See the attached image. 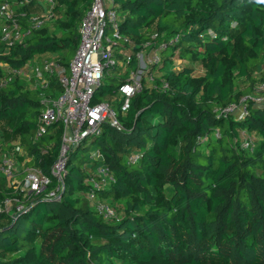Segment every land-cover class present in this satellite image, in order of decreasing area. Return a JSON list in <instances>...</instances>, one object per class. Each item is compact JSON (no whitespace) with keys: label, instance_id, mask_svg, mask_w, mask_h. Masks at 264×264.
<instances>
[{"label":"trees","instance_id":"obj_1","mask_svg":"<svg viewBox=\"0 0 264 264\" xmlns=\"http://www.w3.org/2000/svg\"><path fill=\"white\" fill-rule=\"evenodd\" d=\"M112 1L123 52L165 44L160 65L147 72L151 81L142 78L126 112L116 92L127 75L125 69L117 72L118 64L104 73L109 84L95 93L94 101L111 102L123 128L103 124L93 140L114 182L88 199L87 179L98 162L78 155L86 151L84 141L68 154L60 201L12 193L0 176V208L14 199L8 212L0 210V264H264V101L247 100L244 116L216 112L252 97L264 83V72L259 79L252 76L264 64V5ZM91 2L53 0L52 19L11 46L0 32V145L3 138L17 137L26 166L43 173L57 158L62 126L54 123L35 139L45 108L42 92L11 71L34 57L56 59L67 68ZM14 3L22 28L36 14L33 8L43 11L40 0ZM2 24L0 19V31ZM174 57L199 62L203 74L193 76L190 67L174 70ZM135 65L133 58L130 68ZM60 92L51 78L44 95ZM243 141L251 142L252 151ZM132 155L139 156L134 163L128 161ZM96 201L107 204L114 217L99 214Z\"/></svg>","mask_w":264,"mask_h":264},{"label":"built area","instance_id":"obj_2","mask_svg":"<svg viewBox=\"0 0 264 264\" xmlns=\"http://www.w3.org/2000/svg\"><path fill=\"white\" fill-rule=\"evenodd\" d=\"M40 1L42 14L33 15L28 28H22L18 23L22 14L17 13L12 7V0H0V19L3 21L0 32L3 42L11 46L52 19L53 0ZM156 36L153 34L151 38L154 39ZM123 41L125 39L119 33V14L113 8V1L92 0L81 19L78 44L67 68L59 60L50 59L11 71V77H21L27 82H33L42 92L41 101L45 108L39 116L35 139L41 138L47 128L54 123L62 126L60 148L49 172L43 173L36 167H27L22 171V179L18 187L23 196L34 195L45 200L60 201L68 154L72 147H76L82 141L97 138L103 124L117 131L123 130L111 102L94 101L95 93L102 86L104 73L117 64L115 59L123 62L125 70L130 69L125 81L118 86L116 92L120 99V111L124 113L129 108L130 98L141 91L142 75L146 67L160 65L159 52L165 47V44H160L155 49H149L150 43H146L142 50L132 55L128 51L121 50ZM145 49H149L147 55ZM118 56L121 58H117ZM133 58L136 65L130 68ZM51 78H55L61 87V92L54 98L44 95L49 88ZM148 78L151 81V75L148 74ZM163 87L165 88L166 85ZM259 89L264 90V83L259 85ZM247 100L253 104H261L264 101L260 96H246L236 105L217 110V115L244 116L247 114ZM250 145V141L242 143L244 149L248 148L252 151ZM138 158V155H132L128 161L134 163ZM89 159L98 162L94 172L87 179L90 186L87 197L90 201H94L95 192L113 183L114 179L109 168L102 163L103 158L98 150H94L89 155ZM0 176L8 183H13L17 177L15 159L9 153L0 157ZM12 201L14 199H6L0 210L8 212L12 208ZM94 208L106 219L114 217L113 210L105 203L96 201ZM15 209L20 211L23 206L18 204Z\"/></svg>","mask_w":264,"mask_h":264},{"label":"rangeland","instance_id":"obj_3","mask_svg":"<svg viewBox=\"0 0 264 264\" xmlns=\"http://www.w3.org/2000/svg\"><path fill=\"white\" fill-rule=\"evenodd\" d=\"M14 1L15 0H12V7L14 8ZM32 12L36 13V15H41L42 12H41V8H39L38 6L33 8L32 9ZM148 50L149 49H145V55L148 54ZM161 57L163 56V54H160ZM44 58H36L34 57V59L32 61H30L27 65H34L36 63H38V60H42ZM72 59V58H71ZM116 62H117V72H120L122 73V71L125 69L124 66L122 65L123 62H121L120 59H115ZM40 62V61H39ZM184 67H190L192 70H193V76L195 77H198V76H201L203 74V68L201 66V64L199 62H194V63H189V62H185L183 60H180L176 57L173 58V69L174 70H179V69H182ZM150 68H147L145 69V73L142 75V78L145 77ZM126 71V75L130 72V69H127L125 70ZM264 72V64H261L259 66H257L256 68H254L252 70V76H254L256 79H259L262 75V73ZM20 80H23V78H19ZM29 84V83H27ZM102 84L103 85H108L109 83L106 81V80H103L102 81ZM240 86H245L247 83H245L244 81L240 82L239 83ZM30 85V84H29ZM255 93L252 95V96H260L264 99V90H260L259 89V86H255ZM115 99V98H113ZM104 101H107V100H101L99 102H104ZM2 140V146L0 145V157L4 154H11L14 159H15V166H16V174H17V177H15L14 179V182H10L9 183V186H10V189L13 192H15L16 190L17 191H20V188L18 187L19 186V182L21 181L22 179V171L27 168L26 166V162H27V159L24 158L23 156V153H22V150L20 149V146H19V141H18V138L17 137H12V136H8L6 137L5 139H1ZM94 139H89L87 140L86 142L83 143V146L84 148H86V151H83V150H79L78 152V155L79 156H84L85 159H89V155L94 151L96 150V143L93 142ZM21 192V191H20ZM24 195H26V193H23ZM9 200L12 199V196L11 197H8Z\"/></svg>","mask_w":264,"mask_h":264},{"label":"clouds","instance_id":"obj_4","mask_svg":"<svg viewBox=\"0 0 264 264\" xmlns=\"http://www.w3.org/2000/svg\"><path fill=\"white\" fill-rule=\"evenodd\" d=\"M255 3L256 4L264 5V0H255Z\"/></svg>","mask_w":264,"mask_h":264},{"label":"crops","instance_id":"obj_5","mask_svg":"<svg viewBox=\"0 0 264 264\" xmlns=\"http://www.w3.org/2000/svg\"><path fill=\"white\" fill-rule=\"evenodd\" d=\"M15 4V3H14Z\"/></svg>","mask_w":264,"mask_h":264}]
</instances>
